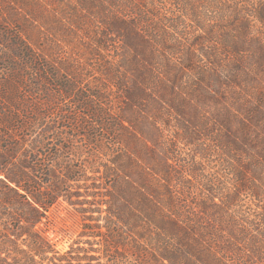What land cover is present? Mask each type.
<instances>
[{"label":"trees","instance_id":"obj_1","mask_svg":"<svg viewBox=\"0 0 264 264\" xmlns=\"http://www.w3.org/2000/svg\"><path fill=\"white\" fill-rule=\"evenodd\" d=\"M93 1L79 3L87 7ZM103 1L108 5L99 10L121 1L135 10L136 1L144 0ZM232 3L231 9H238L231 23L242 28L230 47L251 55L229 64L221 58L214 66L227 73L219 79L229 101L222 103L215 128L219 143L234 151L227 162L234 180L222 191L215 184L204 188L206 195L196 202L183 193L192 179L176 177L178 187L171 182L173 156L163 121L172 106L143 82L146 74L138 57L154 43L143 21L118 14L110 22L113 35L123 42L116 64L123 76L114 84L122 97L119 110L104 106L101 86L86 95L78 91L70 68L65 82L54 61L52 72L46 71L42 48L24 30L18 28L13 38L0 30L6 45L0 51L6 74L0 81V264H264V93L246 102L230 96L234 83L264 82V43L258 34L251 35L249 17L257 6L249 0ZM260 5L254 17L262 25L264 1ZM18 13L23 14L14 8L8 16L15 19ZM162 19L171 28L179 23ZM153 35L161 48L186 56V68L195 65L192 52L175 48L161 33ZM145 63L149 78L167 84L152 57ZM46 76L58 81L53 88L46 87ZM165 86L163 95L174 91L173 84ZM63 101L86 112L80 116L60 108V116H52L53 105ZM63 122L68 129L59 134L57 125ZM80 135L88 151L64 146L65 139ZM242 193L257 210L239 209ZM59 200L81 220L78 238L64 251L44 234L48 212Z\"/></svg>","mask_w":264,"mask_h":264},{"label":"rangeland","instance_id":"obj_2","mask_svg":"<svg viewBox=\"0 0 264 264\" xmlns=\"http://www.w3.org/2000/svg\"><path fill=\"white\" fill-rule=\"evenodd\" d=\"M101 1L104 2L95 0L83 7L79 0H0V30L8 33L10 38L18 35V28L24 30L42 48L48 64L46 71H51L50 64L54 61L58 76L65 82L68 77L65 70L70 68L72 79L78 84V91L86 95L88 89L95 90L97 86H101L103 100L107 102L104 106L119 110L123 106L122 97L114 84L121 82L123 76L116 66L123 42L116 34L113 35L110 22L118 14L127 19L134 17L143 21L142 28L151 30L155 43L148 46L143 58L138 57L142 59L140 70L142 74H146L143 82L172 106L169 114L162 117L163 120L166 116L163 122L168 124L166 136L173 156L170 174L172 184L177 183L176 177L180 180L192 179L191 186L183 193L193 202L202 199L207 193L204 188L209 189L213 184L221 191L223 188L228 189L234 177L227 169V162L234 151L228 145L224 147L219 143L220 133L215 128L219 116L223 114L222 103L229 101V95L222 94V79H219L227 73H223L214 63L223 58L229 64L233 59L243 60L251 55L250 52L240 53L230 47V41L240 36L242 28L231 23L236 14L234 9L238 8L231 9L230 5L237 0H144L136 1L133 7L136 11L129 10L126 1L119 2L118 7L99 10L101 6L108 5ZM262 1L264 0H249L257 6L254 16H257ZM14 8L23 13H18L15 19L8 16ZM163 16L179 23L173 28L168 27ZM254 16L249 17L251 35L258 34L264 43V24L261 25ZM157 33L171 39L170 44H175V48L192 52L195 65L188 69L186 56L161 48L160 40L153 35ZM189 43H193V46L187 48ZM100 44L101 50L98 48ZM5 47V42L0 39V51ZM230 53L235 56L228 55ZM148 57H152L153 62L156 61L157 72L167 84L157 82L153 76L148 77L149 67L145 63ZM2 66L0 62V81L6 76ZM245 68L251 74L256 73V69L251 66ZM26 73L30 78L33 71L29 69ZM46 77V87L53 88L52 83L58 81H52L50 76ZM128 80L130 82L132 76H128ZM168 84L174 85V91L163 95V89ZM232 87L230 96L233 98L234 95L242 102H246L245 98L248 97L257 101V93H264V82L254 85V82L243 84L240 81ZM215 89H220L221 92ZM51 108L50 105V110ZM60 108L71 110L80 116L86 112L63 101L53 105L52 116H60ZM164 111L169 110L166 107ZM66 124L68 123L63 122L57 125L59 134L68 129ZM63 144L85 152L89 149L81 135L72 140L65 139ZM199 145L205 150L199 151ZM175 185L178 187V184ZM238 206L246 213L257 210L254 201L246 193L241 194ZM204 211L213 212L212 209ZM80 230L81 220L67 203L59 200L49 210L44 234L57 249L66 250L78 238Z\"/></svg>","mask_w":264,"mask_h":264}]
</instances>
